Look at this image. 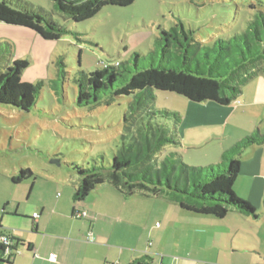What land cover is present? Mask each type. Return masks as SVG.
Returning a JSON list of instances; mask_svg holds the SVG:
<instances>
[{"label": "trees", "instance_id": "16d2710c", "mask_svg": "<svg viewBox=\"0 0 264 264\" xmlns=\"http://www.w3.org/2000/svg\"><path fill=\"white\" fill-rule=\"evenodd\" d=\"M54 8L65 18L81 22L95 17L104 6H131L135 0H52ZM0 22L29 28L44 39L60 41L66 35L79 38L80 32L56 21L51 15L38 12L26 0H0ZM153 55L160 56L155 65L138 66L140 54L133 53L129 63L115 61L90 74L79 70L73 81L78 87L77 104L93 109L112 104L121 96H133L130 115L125 117L124 144L109 164L92 166L70 164L77 174L73 199L84 202L102 185L109 184L125 196L167 195L180 208L201 215L224 218L228 213L257 217L256 208L234 191L241 170V155L253 145L264 144V133L249 134L227 149L219 164L190 165L183 160L180 151L171 145L183 146L180 112L156 108V91H168L185 96L195 103L213 102L221 106L238 102L243 89L254 77H264V12L259 11L241 33L229 38H218L211 45L196 41L194 31L187 30L179 22L171 30H163ZM14 47L9 41H0V104L31 111L46 85L54 91L58 100L64 96L68 79L67 64L62 54L55 57V78L39 79L35 83L22 80L28 68L27 60L13 59ZM175 59L162 63L163 58ZM127 62V63H128ZM159 118L172 120L174 135L169 136L158 122ZM181 164V174L177 166ZM177 165V164H176ZM12 181L36 179L31 168H21ZM74 216L75 212H74ZM2 228V225H0ZM11 238L7 245L0 242V264H13V258L22 251L24 241ZM28 250L31 247L28 246ZM20 252V253H19ZM138 259L130 264H143Z\"/></svg>", "mask_w": 264, "mask_h": 264}, {"label": "rangeland", "instance_id": "374dc122", "mask_svg": "<svg viewBox=\"0 0 264 264\" xmlns=\"http://www.w3.org/2000/svg\"><path fill=\"white\" fill-rule=\"evenodd\" d=\"M26 1L38 12L51 15L61 24L80 32V35L79 38L66 35L60 41L48 44L41 40L35 42L34 36L27 40L26 37L22 38L20 35H33L25 30L0 26V31L6 34L5 38L13 39L16 44L14 60H27L31 65L34 62L31 49L37 61L44 51V58L49 52V57L44 60L48 66H43L36 73L33 72L36 68H30L26 71L29 79L23 78V81L35 83L39 78H55L53 61L59 54L64 56L68 71L61 100L46 85L29 112L0 104V220L4 215L3 207L9 199L13 201L17 198L24 206L29 196L30 202L36 204L44 199L51 200L56 194L70 196L77 182V174L70 164L92 166L97 162L107 165L122 148L125 117L130 115V104L134 97L121 96L110 105L102 104L93 109L79 106L76 102L78 87L73 79L80 69L94 74L96 70L104 68L106 63L115 61L126 63L132 68L135 65L128 60L135 52L140 54L138 66L145 67L151 62L159 65L160 56L153 55L151 51L156 48L162 51L157 40L163 37L164 29L170 31L181 22L187 30L194 31L196 41L211 45L218 38H229L243 32L259 11L264 12V0H135L128 7L106 5L95 17L74 22L65 20L54 8L52 0ZM174 60L167 57L163 58L162 63ZM242 89L238 102L232 104L234 108L231 114L226 118V106H221V114L212 115L215 119L200 120L212 122L201 127V131L211 133L218 130L221 133L224 130L226 135H236L237 138L255 132L264 133V77L258 75L242 83ZM155 93L156 108L178 111L183 119L190 109L200 112L202 107V104L173 92ZM221 118L224 124H213ZM158 122L169 136L174 135L172 120L159 118ZM179 128L181 130V125ZM222 139L207 141L206 147L218 144ZM170 147L181 152V146ZM203 149H193L202 151L199 155L194 153L197 154L194 157L198 163L204 160L201 157L205 156ZM189 159L188 155L183 160L194 166L208 165L189 163ZM174 162L171 157L170 165L177 166V173L181 174V164ZM220 162L216 159L211 164ZM23 167L31 168L36 179L15 184L11 178ZM33 181L35 184L31 189Z\"/></svg>", "mask_w": 264, "mask_h": 264}, {"label": "crops", "instance_id": "0c3cea01", "mask_svg": "<svg viewBox=\"0 0 264 264\" xmlns=\"http://www.w3.org/2000/svg\"><path fill=\"white\" fill-rule=\"evenodd\" d=\"M1 25L33 34L20 35L26 40L34 36L35 42H55L26 27L0 22ZM5 35L0 31V41L11 42L15 52V42ZM31 52L34 62L24 71L22 80H27L26 71L30 68H36L33 71L36 73L48 66L44 60L49 52L45 58L43 52L40 63L32 49ZM200 106V112L190 109L182 121L180 150L183 159L189 155V163L210 165L216 159L221 160L224 152L242 138L226 135L224 130L221 133L201 131V127L212 122L200 120L215 119L212 115L221 114L222 107L213 102ZM233 108L232 104L224 108L226 118ZM214 123L224 124L225 121L221 118ZM214 138L223 139L206 147L207 141ZM195 148L205 151V156L200 155L204 160L199 163L196 155L202 151L193 150ZM240 159L241 170L234 191L256 208L257 217L237 211L224 218L196 214L180 208L167 195L127 197L105 184L80 203L74 201L73 193L70 196L56 194L51 200L44 199L38 204L31 203L29 196L24 206L17 198L9 199L3 207L0 233L25 243L19 247L22 252L13 258V264H130L140 258L143 264H264V144L248 147ZM34 184L35 181L31 189ZM76 209L88 211L89 216L75 217ZM51 253L56 255L54 259L50 258Z\"/></svg>", "mask_w": 264, "mask_h": 264}, {"label": "built area", "instance_id": "2783aa9c", "mask_svg": "<svg viewBox=\"0 0 264 264\" xmlns=\"http://www.w3.org/2000/svg\"><path fill=\"white\" fill-rule=\"evenodd\" d=\"M75 215L78 218H87L89 216V212L86 211V210H77L76 209ZM34 216L37 217L38 216V213H35ZM89 235L92 236L93 234L90 232ZM0 242L2 244L7 245L6 253H9L10 252V248L8 246H10L12 244L11 238L9 236L5 235V234H1L0 235ZM55 257H56V255L54 253H51L50 254V258L51 259H54Z\"/></svg>", "mask_w": 264, "mask_h": 264}]
</instances>
